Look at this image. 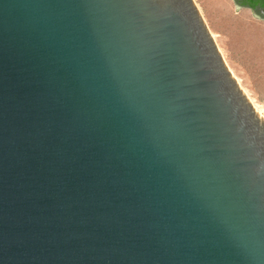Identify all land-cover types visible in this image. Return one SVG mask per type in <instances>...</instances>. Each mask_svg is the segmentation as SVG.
<instances>
[{
  "label": "water",
  "instance_id": "obj_1",
  "mask_svg": "<svg viewBox=\"0 0 264 264\" xmlns=\"http://www.w3.org/2000/svg\"><path fill=\"white\" fill-rule=\"evenodd\" d=\"M0 264H264V119L193 0H0Z\"/></svg>",
  "mask_w": 264,
  "mask_h": 264
},
{
  "label": "rangeland",
  "instance_id": "obj_2",
  "mask_svg": "<svg viewBox=\"0 0 264 264\" xmlns=\"http://www.w3.org/2000/svg\"><path fill=\"white\" fill-rule=\"evenodd\" d=\"M193 1L226 66L264 119V20L247 8L235 10L233 0Z\"/></svg>",
  "mask_w": 264,
  "mask_h": 264
},
{
  "label": "trees",
  "instance_id": "obj_3",
  "mask_svg": "<svg viewBox=\"0 0 264 264\" xmlns=\"http://www.w3.org/2000/svg\"><path fill=\"white\" fill-rule=\"evenodd\" d=\"M241 1L243 5L256 9L258 5H261L264 8V0H237Z\"/></svg>",
  "mask_w": 264,
  "mask_h": 264
},
{
  "label": "flooded vegetation",
  "instance_id": "obj_4",
  "mask_svg": "<svg viewBox=\"0 0 264 264\" xmlns=\"http://www.w3.org/2000/svg\"><path fill=\"white\" fill-rule=\"evenodd\" d=\"M234 1H235L240 7L247 8V9H249V10H251V11H256V10H258V13H259L260 18H261L262 20H264V8H263L261 5H258V6L256 7V9H253V8H251V7H248V6H246V5H243L241 1H237V0H234Z\"/></svg>",
  "mask_w": 264,
  "mask_h": 264
},
{
  "label": "bare ground",
  "instance_id": "obj_5",
  "mask_svg": "<svg viewBox=\"0 0 264 264\" xmlns=\"http://www.w3.org/2000/svg\"><path fill=\"white\" fill-rule=\"evenodd\" d=\"M220 52V51H219ZM228 68H229V66H227ZM231 68V67H230ZM230 71H232L233 72V69L232 70H230ZM234 73V72H233ZM234 76V75H233ZM238 77V76H237ZM241 83V82H240ZM242 84V83H241ZM240 84V85H241ZM243 89V88H242ZM246 89V88H245ZM245 89H243V92L246 94V96L248 97V95H247V93H246V91H245ZM249 98V97H248ZM249 100H250V102L253 104V106H254V108L259 112V113H261L262 114V111L259 109V107H257V105H255V103H253V101H252V99L251 98H249Z\"/></svg>",
  "mask_w": 264,
  "mask_h": 264
}]
</instances>
